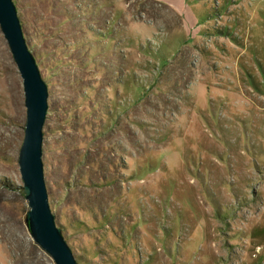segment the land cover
Returning a JSON list of instances; mask_svg holds the SVG:
<instances>
[{
    "label": "rangeland",
    "instance_id": "374dc122",
    "mask_svg": "<svg viewBox=\"0 0 264 264\" xmlns=\"http://www.w3.org/2000/svg\"><path fill=\"white\" fill-rule=\"evenodd\" d=\"M14 2L78 263L264 264V0ZM25 124L0 29V264H55L26 222Z\"/></svg>",
    "mask_w": 264,
    "mask_h": 264
},
{
    "label": "water",
    "instance_id": "95a60500",
    "mask_svg": "<svg viewBox=\"0 0 264 264\" xmlns=\"http://www.w3.org/2000/svg\"><path fill=\"white\" fill-rule=\"evenodd\" d=\"M0 29L23 80L26 124L18 163L31 237L55 264H79L50 204L43 160L49 89L27 44L14 0H0Z\"/></svg>",
    "mask_w": 264,
    "mask_h": 264
},
{
    "label": "trees",
    "instance_id": "16d2710c",
    "mask_svg": "<svg viewBox=\"0 0 264 264\" xmlns=\"http://www.w3.org/2000/svg\"><path fill=\"white\" fill-rule=\"evenodd\" d=\"M4 185H5V187H7L8 184H4Z\"/></svg>",
    "mask_w": 264,
    "mask_h": 264
}]
</instances>
